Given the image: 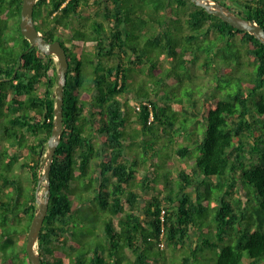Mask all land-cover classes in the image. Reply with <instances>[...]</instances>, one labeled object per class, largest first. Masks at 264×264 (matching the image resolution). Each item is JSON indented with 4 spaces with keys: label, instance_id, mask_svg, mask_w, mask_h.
<instances>
[{
    "label": "trees",
    "instance_id": "1",
    "mask_svg": "<svg viewBox=\"0 0 264 264\" xmlns=\"http://www.w3.org/2000/svg\"><path fill=\"white\" fill-rule=\"evenodd\" d=\"M135 2L35 4L38 30L48 42L60 40L69 59L63 134L38 241L42 263L71 264L68 247L75 264H264V43L187 0ZM230 3L264 28V0ZM22 5L0 0V264H30L27 239L21 245L19 238L38 207L59 83L54 56L31 48L21 32ZM160 13H171L175 25L164 26ZM138 32L148 49L135 42ZM200 52L206 71L218 70L213 85L221 96L196 97L206 94L203 84L196 92L190 70ZM150 53L159 60L143 70ZM234 60L251 69L233 76L216 66ZM136 72L149 75L146 90L135 86ZM182 86L193 89L189 102ZM15 162L29 170V191ZM94 207L97 220L106 217L102 242L82 246L73 241L75 224ZM168 246L172 252L161 255ZM208 248L216 252L203 263L205 250L198 252Z\"/></svg>",
    "mask_w": 264,
    "mask_h": 264
},
{
    "label": "water",
    "instance_id": "2",
    "mask_svg": "<svg viewBox=\"0 0 264 264\" xmlns=\"http://www.w3.org/2000/svg\"><path fill=\"white\" fill-rule=\"evenodd\" d=\"M197 6L203 7L208 13L213 14L225 22H228L237 29L248 31L264 43V28L255 20H248L239 16L225 4L218 0H190ZM37 0H23L21 10L20 29L22 34L31 43V48L37 47L42 53L54 55L59 62V83L56 86L54 95L56 103L54 108V125L51 136L48 140V153L45 155L44 169L38 177L36 188L38 207L27 234L26 252L30 264H43L38 247L39 236L44 224V220L49 210V200L51 197V169L55 158L56 149L61 142L63 134V110H64V90L67 83V72L69 69V59L65 47L60 40L48 42L38 30L34 21V7ZM43 184L44 198L41 200L38 195Z\"/></svg>",
    "mask_w": 264,
    "mask_h": 264
},
{
    "label": "rangeland",
    "instance_id": "3",
    "mask_svg": "<svg viewBox=\"0 0 264 264\" xmlns=\"http://www.w3.org/2000/svg\"><path fill=\"white\" fill-rule=\"evenodd\" d=\"M135 1H136L135 2L136 4H138L140 2H143V0H135ZM149 1L150 0H148V3H151L152 4V2H149ZM228 1H229V4H231L230 3L231 0H228ZM222 2H225V0H223ZM187 4H189V6L195 5L190 0H187ZM229 4L227 5L228 7H229ZM170 8L172 9V13L173 14L175 13V15H176V14L179 13V9L176 8L174 5L171 4ZM168 10H170V9H168ZM158 19H160V21L162 23H164V26H166V25H168V26H174L175 25V22H176V19L175 18H172V14L171 13L169 15L168 14H164V13H162V14L160 13L159 16H158ZM150 26L151 25H149L148 27H150ZM157 27H158V25H157ZM138 34H139V38L140 39L135 40V42H138L137 44H139L141 47H145L146 45H148V43H146V41H147L146 35L145 34L143 35L140 32H138ZM214 35H216V34L215 33L209 34V36H214ZM135 38H137V37H135ZM205 38H206V36H200L199 37V40L200 41H203ZM164 41H166V40L164 39ZM92 48H93V46L90 45L89 46V49L92 50ZM145 48L148 49V47H145ZM150 54H151V56H149L147 59L140 60V61H143L142 65H140L141 66L140 68H142L143 70L145 68H147L149 65L153 64V62L159 60L158 58H155V53H150ZM199 55H200V58L197 61H195V62H193V63L190 64V70H191V73H192V78H193L194 82L196 83L194 85V88H195L196 92H198V87L199 86H202V84H203V91H205L206 94L205 95H202V94L196 95L197 99L198 100H203L207 95H209L210 93H212L214 91H215V93L218 96H221V91H218L217 88L215 87V85H213V82H215V76L217 75V71L218 70L212 68L209 71H206V69L202 65L203 64V60H204L205 53L204 52H200ZM129 56H130V54L127 55V61H129V59H130ZM165 59L166 58H164L163 60L165 61ZM55 60H56V58H55ZM56 61L59 64L58 60H56ZM140 61H138L137 63H139ZM234 61L235 62L233 64L232 63L231 64L216 63V66L219 69H221V71L224 72V73L226 72L225 71L226 68L227 69L230 68L229 69L230 70V73L233 76L244 73L243 71H245L246 69H248V70L251 69V66H246V65H241V67H239V65L236 64V60H234ZM131 66L132 67H135L136 65H131ZM185 74L187 75L186 76V80L189 81L190 80L189 79V76H188L189 73L188 74L185 73ZM164 75H165V73H164ZM164 75H163V77H164ZM134 76H136V79H138V81H139V82L138 81H135V86L138 88V91H140L141 89L146 90V87L144 85L145 82L143 81V79H144V77H145V79H147L149 77V75L146 74V73H142V72L141 73L136 72V73H134ZM171 80H172V76L168 77L167 80H166V82H164V83L162 82L161 83L162 86L164 87V90H166V89L169 90V87H170L169 84H171ZM151 82L152 83H155V79H154V81H151ZM223 83H224V85H226L227 83L228 84H232V86L234 85V83L231 82V81H227V82H223ZM171 86L172 87L173 86H177V84L176 83H172ZM187 86H182L181 87L180 91H181L182 94H181L180 97H182L185 101L189 102L190 98H189V96L186 93H187V90L188 91H192L193 89L192 88L186 89ZM134 96H135L134 93H131V92L127 94L128 99L131 100V102H129V104H131V105L134 104V100H135ZM42 151L44 152V161H45V155L48 153V146L47 145L44 146ZM172 159L175 161V163L178 161V158H176V157H174ZM19 161L20 162L21 161H24V155L23 154L20 155ZM44 161H43V165H42L43 166V169H44ZM172 166H174V165H172ZM12 168H13V170L16 173H18L19 175H21V178L23 179V183L25 184V189L27 191H29L31 189V186H30L31 185V177H30L29 170L27 168H22L21 165H20V163H17V162H15L13 164V167ZM38 197L41 200H43V198H44V188H43V184H42V187H41V190L39 192ZM95 209H96V207H94V209L88 208V211H89V213H91V215L89 216L90 218L87 217V216H85V218L83 220L84 221L83 222L84 224L83 223L75 224V227L76 228L74 230V237H73L74 240L73 241H75L77 243H80L82 246L85 245V246L89 247L90 245H95L97 243L102 242V237L101 236L104 235V233L102 232L101 226H102L103 220L106 217L102 215L101 219L100 220H97L96 219V216H95V212H96ZM96 223L98 224V226H96ZM24 226H25V224L21 225V230L24 229ZM197 236L198 235H197L196 231H193L192 232V237H193L192 239H193L194 243L197 240ZM201 237H203V238H205V237L209 238L210 235L208 236V235L202 234ZM26 239H27V234L26 233L22 234L20 236V238H19V243L21 245H23V243H24V241ZM165 247H166V245H165ZM66 249H67V252L69 253V256H70L69 258L66 257L67 261L69 263H71V264H75V263L70 262L71 261L70 260L71 259V256L74 255L75 252L74 251H71L70 248H68V247H66ZM79 249H81V248H79ZM172 250L173 249H171V247L168 246L166 248V250H164L161 253V255H163L165 253H170V252H172ZM203 250H205L203 252V254L206 255V256H204L202 254L204 257L201 259V261H204V259H207L208 256H212V254H215V252H216L215 249H210V248H208V249H202V250L199 249L198 255H200ZM154 253L155 254H159L160 252H159V250L155 249L154 250ZM171 260H173V259H169V261H171ZM206 262H207V260L204 261L203 263H206ZM159 264H161V263H159ZM169 264H171V263H169Z\"/></svg>",
    "mask_w": 264,
    "mask_h": 264
},
{
    "label": "clouds",
    "instance_id": "4",
    "mask_svg": "<svg viewBox=\"0 0 264 264\" xmlns=\"http://www.w3.org/2000/svg\"><path fill=\"white\" fill-rule=\"evenodd\" d=\"M54 56V55H53ZM55 57V56H54ZM59 68V67H58ZM47 146H48V143H47ZM43 152V151H42ZM44 153V152H43ZM43 172V167L41 168V171H40V175H41V173ZM39 175V176H40ZM38 204V203H37ZM27 234H28V232H27ZM27 243V242H26ZM37 249H38V247H37Z\"/></svg>",
    "mask_w": 264,
    "mask_h": 264
},
{
    "label": "built area",
    "instance_id": "5",
    "mask_svg": "<svg viewBox=\"0 0 264 264\" xmlns=\"http://www.w3.org/2000/svg\"><path fill=\"white\" fill-rule=\"evenodd\" d=\"M138 109H140V107H138ZM152 118V117H151Z\"/></svg>",
    "mask_w": 264,
    "mask_h": 264
}]
</instances>
